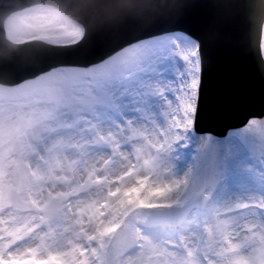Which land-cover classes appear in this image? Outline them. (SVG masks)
<instances>
[{"label": "rangeland", "instance_id": "374dc122", "mask_svg": "<svg viewBox=\"0 0 264 264\" xmlns=\"http://www.w3.org/2000/svg\"><path fill=\"white\" fill-rule=\"evenodd\" d=\"M62 17L13 13L5 36L76 42ZM199 74L197 42L173 32L0 86V264H264V120L196 134Z\"/></svg>", "mask_w": 264, "mask_h": 264}, {"label": "water", "instance_id": "95a60500", "mask_svg": "<svg viewBox=\"0 0 264 264\" xmlns=\"http://www.w3.org/2000/svg\"><path fill=\"white\" fill-rule=\"evenodd\" d=\"M85 1L93 2L42 1L54 4L52 6L55 9L66 11L83 27V39L73 44L79 47L77 49L39 40L20 44L9 41L3 26L5 18L13 10L33 0H0L2 7L7 6L0 11V85L15 86L53 68L88 67L102 62L136 40L182 31L198 42L200 55L194 131L224 137L229 130L245 126L250 119H264V58L261 50L264 0H247L246 39L239 38L233 18L224 13L219 17L210 13L211 4L206 0H105L108 8L109 1L116 3L121 18L107 14L106 11L104 16H99L102 10L97 11L88 4L84 7V13L101 26L105 27L110 22L124 23L125 31H133L128 39L105 50L96 44L99 43L97 39L91 37L94 31H89L90 22L77 17ZM95 1L96 4L102 3L101 0ZM109 9L114 11L115 7ZM125 16L132 18H123ZM88 40L93 42L90 49L83 53L89 55L78 58ZM246 43H249V47Z\"/></svg>", "mask_w": 264, "mask_h": 264}, {"label": "bare ground", "instance_id": "6f19581e", "mask_svg": "<svg viewBox=\"0 0 264 264\" xmlns=\"http://www.w3.org/2000/svg\"><path fill=\"white\" fill-rule=\"evenodd\" d=\"M13 1H18V0H13ZM42 1H46V0H33L32 3L26 4V6L24 5V6H22L19 9L13 10L12 12H10V14L8 16H10L13 13H17V12L23 11L25 9H30V8L42 6V7L53 9V11H56L57 13H59L60 16H63L62 18H64V19L66 18L68 21H70V23L77 24L83 31V27L80 24H78L77 21L72 19V17H70L69 14L66 11H64V10H62L60 8H56L55 9L54 6H52L54 4L50 5V4H47L46 2H42ZM101 1H102L101 4H96L95 0H93V2H86L85 1L82 4V7L78 10L77 17L82 18L84 20V22H90L91 23V26H90V23H88L89 31H92V32L94 31V33L91 35V37H93V39H95V40L97 39L99 41V43H96V42L95 43L98 46H100L102 48V50H105L106 48H112V47H114V45L116 46L120 42H123L125 39H128L132 35L133 31H130V30L129 31H125L124 27H123L124 23H121V24L120 23H117V24L112 23L111 24V22H110V23H106L105 27H103L98 22L92 20L88 15H86L84 13V7L89 4L97 11L102 10V12H101V14L99 16H104L105 15V11H106L107 14L110 13L113 16L121 18L120 17L121 13L118 12L116 3H114L113 1H109V3H110L109 8H112L113 6L115 7V10L112 11L106 6L105 0H101ZM107 2H108V0H107ZM206 2L208 4L209 3L211 4L212 7L209 6L210 7L209 11H210V13H213L214 16L219 17V15L221 13H224V14L228 15L229 18H233L234 19V25H235V28H236V32H237L239 38L240 39H243V38L246 39L247 29H248L247 28L248 21H247V17H246V3H247V0H206ZM6 7H2L0 5V11L3 8H6ZM75 10L73 12H75ZM123 18L131 19L132 16H125ZM6 19L7 18H5V20ZM5 20H4V22H5ZM3 26H4V24H3ZM97 30L99 32H97ZM179 33H182V31L179 32ZM183 33H185V32H183ZM83 37H84V35H82L81 38L79 40H77L76 42L70 43V44H64V45L70 46L71 48L79 49L78 46L73 45V44H76V43L80 42L83 39ZM147 39H149V38H147ZM140 40H142V39H140ZM140 40H136V41L124 46L123 49L125 47H128V46L136 43V42H139ZM92 42L93 41H89L88 40L86 42L87 43L86 48L83 49L81 52L83 53V52H86L87 50H89L90 49V45H91ZM261 43H262V40H261ZM246 46L249 47V43H246ZM261 50H262V48H261ZM82 53L80 54V56L78 58L86 57V55L88 54V53H83V54ZM192 57H193V55H188V58L192 59ZM99 63H101V62L94 63L93 65H97ZM93 65H90V66H93ZM53 69H56V68H53ZM165 105L166 106L168 105L170 107L172 104L171 103H165ZM166 113L167 112L164 111V115H166ZM161 116L166 118L167 115L166 116L161 115ZM193 120H194V117H193ZM170 124H171V126H170ZM173 125H174V123L172 124L170 118L169 119L167 118V120L162 125V129L159 130L158 127L155 126L156 136L153 137V139L161 141V143L158 145V146H160V149L162 148V146H166V148L169 146V148H170V146H171L170 143H172L171 136L169 137L168 141L166 140V138H167V135H168V132H169V128L171 130L175 131V128H174ZM151 142H152V140H150L148 142L146 141L145 143H147V144L149 143L150 144ZM145 143H144V145H147ZM160 153H161V151H160ZM125 165H126V162L124 160H121L119 165H118L119 170H118L117 175L121 176L122 173H125V176H127L129 174L128 173L129 169L127 167H125ZM172 178H173L172 175L167 174L166 172H162L161 177L156 178L154 182L150 183V185H149V193H152L153 191H155V188L156 187L158 188V184H159V187L165 186L166 184H168V182H169V185H170V182H171ZM163 179H165V182L162 183L161 181ZM154 183H156V184L154 185ZM202 189H203V187H201L198 191H196V193L193 194L191 197H189L188 201H186L185 203H191L196 198H198L201 195V193H202Z\"/></svg>", "mask_w": 264, "mask_h": 264}]
</instances>
